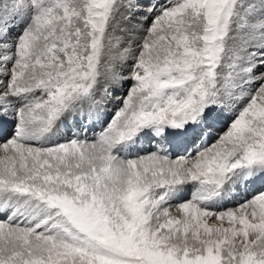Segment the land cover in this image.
Instances as JSON below:
<instances>
[{
    "label": "snow or ice",
    "instance_id": "obj_1",
    "mask_svg": "<svg viewBox=\"0 0 264 264\" xmlns=\"http://www.w3.org/2000/svg\"><path fill=\"white\" fill-rule=\"evenodd\" d=\"M0 85V264H264V0H0Z\"/></svg>",
    "mask_w": 264,
    "mask_h": 264
},
{
    "label": "bare ground",
    "instance_id": "obj_2",
    "mask_svg": "<svg viewBox=\"0 0 264 264\" xmlns=\"http://www.w3.org/2000/svg\"><path fill=\"white\" fill-rule=\"evenodd\" d=\"M135 11L137 13H142L144 11V9L141 7V8L136 9ZM116 18H117V22L115 23L116 24L115 27H116L117 34L119 36H121L124 41L127 42L128 46H131V47L134 48V45L139 42L140 37L143 34L142 33V29H140L139 27L129 23L125 19V10H123V9L117 14ZM132 28L136 29L134 34L131 31H129V29H132ZM85 107H87V106H85ZM77 119H78V117H77ZM67 127H71L69 119H68V122H67ZM64 128H65V126H62L61 127V131H64ZM59 136H60V134H59Z\"/></svg>",
    "mask_w": 264,
    "mask_h": 264
},
{
    "label": "rangeland",
    "instance_id": "obj_3",
    "mask_svg": "<svg viewBox=\"0 0 264 264\" xmlns=\"http://www.w3.org/2000/svg\"><path fill=\"white\" fill-rule=\"evenodd\" d=\"M139 12V11H138ZM117 16V15H116ZM117 22V18L115 17V20H114V22H113V31L115 32V34H117V32H116V27H115V23ZM118 35V34H117ZM122 42H123V46H128L127 45V42L126 41H124L123 39H122ZM134 47H135V45H134ZM108 59V57H106V60ZM132 63V61L129 59L127 62H125V63H121V62H119V61H117V64H116V66H117V70L118 71H121V72H123L124 74H127V72H128V70H129V65ZM106 84V81L105 80H102L101 81V87H103L104 85ZM4 85H0V88H2ZM99 95H100V93H98V97H99ZM109 108H111V106L109 105ZM67 122H68V119L67 118H65V123H66V125H67ZM221 127H222V125H221ZM223 128V127H222ZM222 128H221V130H222ZM56 132L57 133H55V136L56 137H58L59 136V134L61 135L62 133H64V131H61V127L59 128V129H57L56 130ZM216 135V133L214 132V135H213V137Z\"/></svg>",
    "mask_w": 264,
    "mask_h": 264
}]
</instances>
